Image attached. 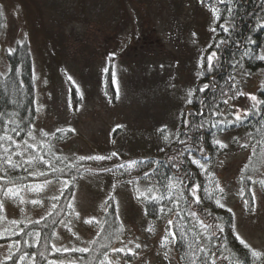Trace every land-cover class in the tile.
Returning a JSON list of instances; mask_svg holds the SVG:
<instances>
[{
  "label": "trees",
  "instance_id": "1",
  "mask_svg": "<svg viewBox=\"0 0 264 264\" xmlns=\"http://www.w3.org/2000/svg\"><path fill=\"white\" fill-rule=\"evenodd\" d=\"M193 2L197 9L204 8L207 15L205 21L200 23L201 28L197 32V39L194 40L190 32L188 35L187 45L192 50L186 59L188 61L189 58L192 61L193 72L192 78L187 79V83L182 86L188 88L186 95L176 97L165 95L167 99L161 101L163 104L168 103V109L156 114L149 129L150 134L144 140L135 132L123 131L122 126L116 128L115 134L121 130L126 141L128 137L134 135L135 139L143 141V145L127 147V143L126 145L125 143L114 145L111 142L102 152L91 153L92 156L118 153V157H113L112 160L79 161L77 155L66 153L63 147L64 143L72 137V132L62 134L56 130H36L35 123L38 113L35 104L36 76L29 44L26 41H17L10 48L14 50L11 55H9L10 49L6 50L5 59L0 62V136L5 137L0 140V156L5 158L11 156L14 162L21 164V167L18 170H12L5 164L4 170L0 171V176L4 177V180H0V185L12 187L13 185L6 181L9 178L19 177L21 179L16 180L17 184H43L47 179L57 184V187L50 194L46 192L49 184L41 192L23 191L30 197L33 196L34 199L43 201L42 207L40 204H31L30 210L34 214L29 212V216H25V218L18 216V219L10 220L7 223H4L6 205L19 204V199L6 197L3 191H0V201L4 205L3 211H0V236H3L0 239V245L9 244V247L12 248L8 255L0 260V264H100L104 259L105 252L108 253L112 261L116 260L113 264H131L132 261L140 257L136 250H134V255L115 253L111 250L121 248L120 244L127 236L128 223L137 221L133 217L139 209L138 215L142 217V220L138 227H145L148 240L155 238L158 249L165 250L169 256H174L178 264H192L193 261L195 264H212L213 260H215V264H264V249L254 247L243 239L249 245V248H245L236 239V234H238L236 217L230 205L231 190L233 189L229 184L222 186L218 175V164L221 158L241 151L247 152V157L240 168V174L237 176L238 187H234L241 193L239 201L244 207L245 213H252L255 206V201L254 204L252 202L254 188L264 194V184L261 183L264 181V104L252 103L248 107L250 115L241 116L242 122H235L233 126H228L227 122L235 120L233 113L230 112L229 102L236 103L244 98V95L234 96L233 94L237 91L244 93L246 84L253 79L258 71L264 70V61L252 58L264 55V0H227L226 4H221L218 0H203V2L193 0ZM228 9L231 11L229 12ZM3 21L0 7V37ZM222 24L229 28L227 33L221 28ZM221 41L223 42L221 43ZM210 44L212 46L208 47ZM213 51L217 52V58L214 60V69L209 72L207 56ZM202 57L204 66L200 67ZM165 63L163 61L161 69L159 66L156 67L157 75L166 72V69L163 68ZM108 69L109 72L103 73L102 76L105 85L104 95L111 104H115L117 88L112 82V65H109ZM167 78L158 77L157 84L165 86ZM205 84H209L210 87L205 92H200L199 89ZM233 85L235 87H232ZM70 87L73 102L77 105V100L80 99L79 91L75 90L76 86L73 84ZM168 88L172 89L174 86L168 85ZM190 91L193 93L191 97L188 96ZM223 93H227V95H223ZM170 97H181L182 99L170 100ZM189 98L193 100V103H187ZM225 100L228 101L226 104ZM257 100L264 101V76L263 82L258 88ZM201 110L204 115L197 114ZM190 112L193 115L187 116ZM215 112L220 114L214 115ZM182 113L189 121L188 127L183 126ZM165 125L167 126L166 130L159 131ZM13 128L20 132L19 136L12 131ZM41 130L50 135L42 136ZM29 131L33 133L35 139L28 136ZM52 133H55V136H52ZM7 136H11L13 140L9 141ZM165 136L167 139L164 138ZM25 140L29 144L37 145L44 141V151H47L50 144L52 146L51 154L45 158L52 159L58 167H65L68 174L52 173L48 169L47 176L29 175V172L45 171L46 169L43 165L29 166L23 163L28 155L35 154L31 149L24 152L23 141ZM213 140H220L227 147L214 149L211 145ZM13 141L18 142L20 147L17 148ZM180 141H184V143H180ZM241 145H247V147H241ZM200 146L206 150L205 155L208 157L206 164L209 171L214 174L212 177H208L206 173L201 175L200 169L192 165L188 158L189 149H191L192 155L199 158L200 153L197 149ZM5 148L10 151L5 153ZM17 151L24 152V156L12 155ZM36 151L44 154V151H41L39 147ZM56 157H66L67 159L61 164ZM130 160H144L147 163L134 167L130 173L124 169L116 168V165ZM70 164H74L75 167L67 168L66 166ZM173 165L180 166L179 173ZM105 168H112L113 171H103ZM145 172L151 174V184L156 185L160 191L164 190L162 186L167 184L170 178L175 181L177 175L190 172L195 182L206 186L209 192L213 193L214 199H221V202L226 206L225 208L217 207L214 200L207 199L201 191L203 203L192 205V209L197 211L199 218L203 219L205 223L219 224L224 228V231L221 233L215 228L203 229L197 218L188 214L189 208L183 202L179 209L157 216L158 204L144 198H136L137 180L141 190H146L149 186L150 182L144 178ZM88 176L97 177V182L102 184V190H97L96 195L100 199L106 198L103 199L104 202L96 215L88 214L81 217L79 214L77 217L74 198L82 186V182ZM72 177L75 179L73 180ZM64 180L71 181V188L64 192L59 202L52 200L51 197L60 195ZM129 180H132L133 183L129 184ZM217 183L224 189L222 194L218 190L214 191ZM120 187H125V191L131 192L134 204L139 205L138 210L133 209L126 212L120 210L117 194ZM102 191L104 192L101 193ZM181 191L186 195L187 187L181 188L177 184L173 194L179 196ZM23 192H21V196ZM156 194L159 195V192ZM245 201L249 203L246 205ZM69 202L73 205L72 209L67 207ZM54 203L57 204L56 209L52 208ZM165 203L168 207H172L169 202L165 201ZM146 209L147 215L145 214ZM181 209L183 220L175 214ZM227 209H231V212H228ZM209 212L211 215H208ZM49 213L52 215L50 216ZM92 217H95L99 223H85ZM216 217L221 219L216 220ZM170 219L174 221L173 231L177 233V241L168 244V247L165 248L161 246V241L166 235L167 222ZM105 220L108 221L107 224L103 223ZM76 224H78L77 232L74 230ZM177 225L183 227H177ZM81 229H86V233L79 234ZM181 231L184 232L183 237L180 235ZM35 232L41 234L38 243L33 235H29ZM213 232L215 235H212ZM67 234L69 241L59 243L58 240L68 237ZM210 235L212 238L208 239L207 237ZM16 241L19 243L17 244ZM53 246L60 251H55ZM74 248H87L89 251H71ZM201 248L204 251H201ZM63 249H69V251H63ZM252 251L259 252L260 257H253ZM26 253L27 256H25ZM21 257L25 258L21 261Z\"/></svg>",
  "mask_w": 264,
  "mask_h": 264
},
{
  "label": "rangeland",
  "instance_id": "2",
  "mask_svg": "<svg viewBox=\"0 0 264 264\" xmlns=\"http://www.w3.org/2000/svg\"><path fill=\"white\" fill-rule=\"evenodd\" d=\"M0 7L4 19L0 62L17 41L29 44L36 76L35 128L74 129L63 147L66 153L78 157L102 152L111 142L127 143V147L143 145L153 118L168 109V103L161 101L167 99L165 95L187 93L188 88L182 86L193 72L192 61L186 59L192 50L187 45L188 35L190 32L197 39L200 23L207 15L204 8L197 9L193 0H0ZM163 61L166 72L157 75L156 67L160 68ZM109 65L116 79L115 104L104 95L103 69ZM263 76L264 70L258 71L246 84L244 93L257 96ZM158 77H168L167 84H157ZM72 81L78 86L77 105L71 95ZM168 85L174 88L169 89ZM173 97L170 100L182 99ZM252 103L255 102L244 95L242 101L229 102L230 112L248 110ZM117 126L127 133H137L142 140L133 135L126 141L121 130L115 134ZM246 157L247 152L241 151L221 158L218 175L222 186L229 184L233 189L230 205L238 234L252 246L264 249V194L254 188V211L245 213L239 201L241 193L236 189ZM97 180L88 176L76 193L74 203L81 217L96 215L106 198L96 195L102 186ZM56 187L50 183L46 192L50 194ZM117 194L121 211L139 209L125 187L118 188ZM22 196L28 202L22 204L19 200V204L6 205L4 223L18 216L25 218L29 212L34 214L30 210L34 197L26 192ZM138 211L133 217L137 221H129L127 236L120 244L140 255L131 264H178L174 256L158 249L155 238L148 240L145 227H138L142 220ZM78 233L85 234L86 229ZM67 236L58 242L66 243ZM136 243L141 245L139 249L135 248ZM10 250L9 244H1L0 260Z\"/></svg>",
  "mask_w": 264,
  "mask_h": 264
},
{
  "label": "snow or ice",
  "instance_id": "3",
  "mask_svg": "<svg viewBox=\"0 0 264 264\" xmlns=\"http://www.w3.org/2000/svg\"><path fill=\"white\" fill-rule=\"evenodd\" d=\"M201 2H203V0H201ZM219 3L221 4H226L227 0H218ZM213 11L215 12V9H213ZM228 11L230 12L231 9H228ZM217 19H219V17H217ZM221 28L223 29V31L225 33H227L229 31V28L226 27L225 25H221ZM213 31H215V29H213ZM223 41H221L222 43ZM212 45H208V47H211ZM217 47H219V45H217ZM14 50H9V55L12 54ZM114 55V54H113ZM245 55H247V53H245ZM217 58V52L213 51L211 52V54H209L207 56V69L209 72H211L214 69V60ZM252 58H258L260 61H264V55H259L258 57H252ZM109 59H112V57L110 56ZM203 57L201 58V63H200V67H203ZM104 73L107 74L109 72V69L107 67H105L103 69ZM112 77H113V84L115 85L116 83V79H115V73H112ZM69 81L72 80L71 77H68ZM234 79V78H232ZM72 84L74 85L75 82L72 81ZM77 87V91H78V86ZM210 87L209 84H205L203 87H201L199 89L200 92H205L208 88ZM232 87H235V85H233ZM193 95V93L190 91L188 93V96L191 97ZM223 95H227V93H223ZM234 96L236 95H247L249 97L250 100L257 102L259 104H264V101H258L257 100V96L253 95V94H245L242 92H235L233 94ZM232 98V97H229ZM228 101L225 100L224 103L226 104ZM188 104L193 103V100L191 98H189L187 100ZM254 107L256 106L255 104L253 105ZM241 113H243V115L245 117H247L248 115H250L249 111L247 109H237L235 113H233L235 120L234 121H228V126H233V124L235 122H242V118H241ZM198 115H204L203 111L201 110L199 113H197ZM214 115H219L220 113L215 112L213 113ZM193 115V113H188L187 116H191ZM181 118L183 120V126L184 127H188V119L186 118L185 114H181ZM120 127V126H117ZM213 127H216V125H213ZM167 126H162L161 129H159V131L164 132L166 130ZM13 132L16 133L17 136L20 135V132L16 129L13 128L12 129ZM74 129H57L56 132H60L62 134H67V132H74ZM115 131V129L113 130ZM41 135L44 137H48L50 134L47 132H44L43 130H41ZM52 136H55V133L51 134ZM28 136L31 137L32 139H35V136L33 135V133L31 131L28 132ZM9 141H12L13 138L11 136H7L6 137ZM165 139H167V136L164 137ZM5 139V137L0 136V140ZM13 143H15V146L17 148L20 147V144L18 142L13 141ZM180 143H184V141H180ZM24 144V152H27L29 149H31L35 154L34 155H28L27 159L23 160L24 164H27L29 166H33L35 165H43L44 169H46L45 171H35V172H29V175L31 176H47L48 175V169H50V171L52 173H63L65 175H67V171L65 167H58L52 159H46L45 156L50 155L51 154V145L49 144L47 147V151H44V141H41L39 145L37 144H29L27 142V140L23 141ZM211 145L212 147L215 148H219V149H223L226 148L227 145L224 144L222 141L220 140H213L211 141ZM37 147H39L41 149V151H44V154H40V152H37L36 149ZM241 147H247V145H241ZM161 151H163V149H160ZM10 149L5 148L4 152L7 153L9 152ZM197 151L200 153V157H196L194 155H192V151L191 149L188 150L189 152V160L191 162L192 165L196 166L198 169H200V174H207L208 177H212L214 174L211 173L207 167L206 161L208 159V157L205 155V148L200 146L198 147ZM24 152L21 151H17L12 153V155L15 156H24ZM180 155L182 156L183 153L181 152ZM113 157H118V153L116 152H112L111 154L107 155V156H100V155H96V156H79L78 160L79 161H85V160H92V161H103V160H112ZM57 160L60 161V163L62 164L64 162V160H66V157H56ZM147 161L144 160H130V161H126L124 163H120L118 165H116L117 169H124L126 172H129L134 168V167H138L141 165L146 164ZM157 164L159 163L158 161L156 162ZM183 163V161H182ZM8 165V167L12 170H18L21 167V164L19 162H14L11 158V156H8L7 158L0 156V171L4 170V165ZM67 168H72L75 167L74 164H70L66 166ZM173 167L177 168V172L179 173L180 171V166L179 165H173ZM27 171V169H25ZM103 171H107V172H112L113 169L112 168H105L103 169ZM123 174V173H122ZM144 178L145 180H148L149 182L151 181V174L148 172L144 173ZM21 178L17 177L15 179L13 178H9L6 183L12 184V187H4V185H0V191H3L4 195L6 197H14V198H18L20 200V203H27L28 201H25L23 196H21V192L27 190L29 192H41L44 190V188L52 183L51 180H45L43 182V184H36V185H24V184H17L16 180H19ZM57 179H59V177H57ZM72 179L74 180L75 177H72ZM249 179H251V177H249ZM0 180H4L3 176H0ZM185 182H187V184H185ZM129 184L133 183L132 180L128 181ZM262 184H264V181H261ZM180 185L181 188L183 187H187V194L185 195V193L183 191L180 192L179 196H176L173 194L176 185ZM72 184L71 181L69 180H64L62 183V188L60 191V195L59 196H53L51 197L52 200L59 202L60 198L64 195V192L69 190L71 188ZM163 187V191H160V189L156 186V185H152L151 182L149 183V186L147 187L146 190H141L138 184V180H137V199H141L144 198L146 200H148L149 202L152 203H156L158 204V208H157V216L161 215V214H167L169 212H173L175 209H179V206L181 204V202H183V204L187 205L189 208V213L192 217H196L197 221L199 223V225L205 229V230H209V229H218L221 233L224 231V228L219 225V224H208L205 223V221L203 219H200L198 216V213L196 210L192 209V205H201L203 203V200L201 198V191L204 193V195L207 197V199L214 200V203L217 207L219 208H225V204L221 202V199H214L213 197V193L209 192L208 188L206 186H202L200 183L195 182L192 179L191 173L190 172H186L184 173V175H177L175 177V181H173L171 178L169 179V182L165 185L162 186ZM113 188H115V185H113ZM219 191V193H223L224 189L222 187H220V185L217 183L215 185V189L214 191ZM159 192V195H157L156 193ZM109 199H112V197H109ZM165 201L169 202L172 207H168L167 204L165 203ZM255 201V194H252V202L254 204ZM31 204L33 205H39L42 204L43 201L39 200V199H32L30 201ZM249 202L245 201V204L247 205ZM67 207L69 209L73 208V205L71 202L68 203ZM53 209L57 208V204H53L52 205ZM4 209V205L3 202L0 201V211H3ZM181 210H178L175 212V214L177 216H179L182 220L184 219L183 216H181ZM228 212H231V209H227ZM145 214L147 215V209L145 210ZM49 215L51 216L52 213H49ZM77 217H79V213H76ZM208 215H211V213L209 212ZM118 218V215H117ZM216 220L221 219L220 217H216ZM13 223H15V221H13ZM36 223H39V221H36ZM53 223H56V221H53ZM85 223L87 224H93V223H99V221L96 220L95 217L89 218L85 221ZM103 223L107 224L108 221L105 220ZM168 227L166 229V235L162 238L161 241V246L167 248L168 244L170 243H175L177 241V233L175 231H173V225H174V221L173 220H168L167 222ZM177 227H183L181 225H177ZM149 231H151V229H149ZM29 235H33L35 238V241L38 243L39 242V238H40V232H35L34 234L30 233ZM181 237L184 236V232L181 231L180 233ZM212 235H215V232L212 233ZM169 237H171V240H169ZM3 236H0V239H2ZM208 239H211L212 236H208ZM236 239L239 241V243L241 245H243L245 248H249V245L247 243H245V241L243 239L240 238V236L238 234H236ZM16 243L18 244L19 241H16ZM25 243H27V241H25ZM131 243V242H130ZM141 247V245L139 243L135 244V248L139 249ZM53 248L55 249V246H53ZM55 251H60V249H55ZM63 251H69V249H63ZM71 251H80V252H87L89 251V249L87 248H82V249H71ZM111 251L115 252V253H124L125 255H129V254H135L134 250L132 248H127V247H121V248H113ZM201 251H204L203 248H201ZM28 254L26 253L25 256H27ZM104 259L101 260L100 264H113V261L109 258L108 253L105 252L104 254ZM165 255H167V253H165ZM260 253L259 252H255L252 251V256L253 257H260ZM25 257H21V261L24 259ZM9 259H11V257H9ZM224 259H227L226 257H224ZM192 264H195V262L193 261ZM212 264H215V260H213Z\"/></svg>",
  "mask_w": 264,
  "mask_h": 264
}]
</instances>
